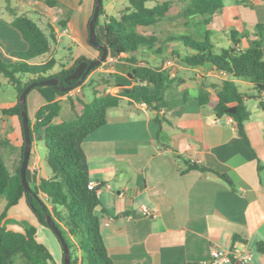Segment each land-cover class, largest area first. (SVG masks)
Listing matches in <instances>:
<instances>
[{"label": "crops", "instance_id": "obj_1", "mask_svg": "<svg viewBox=\"0 0 264 264\" xmlns=\"http://www.w3.org/2000/svg\"><path fill=\"white\" fill-rule=\"evenodd\" d=\"M5 1L0 0V6L1 3L5 6ZM8 1L11 4L15 2L16 10L18 6L29 8L39 15L41 24L46 25L43 31L48 33L49 25L54 32L55 42L51 44L50 52L33 63L55 59L56 44L63 36H69L74 44L80 46L84 58H98V52L88 44V23L93 14L94 0H84L85 7H81L78 14L77 11L73 13L65 29L57 26L59 19L51 16L47 7L43 6L51 0ZM58 1L71 10L82 4L76 0ZM163 2L170 3L171 0H147V3H152L149 7ZM223 6L203 29L210 31L211 41L216 43L217 48L229 46L232 31L239 34V49L247 48L251 41L258 39L257 25L262 27L264 34V0H223ZM113 7L104 9L107 15L112 16L109 11ZM10 21L6 14H0V58L5 63L16 61L13 53L27 50L26 42ZM174 37L169 33L162 41ZM162 47L161 56L152 57L150 62L163 70L168 66L161 64L165 54L185 53L181 44L175 41ZM77 54H80L79 50ZM76 55L72 56L67 48L64 60L69 59L73 63L78 57ZM110 61L123 62L108 53L106 63ZM170 62L175 65V70L195 71L200 82L205 81L199 93L209 95L206 106H200L197 100L199 93L190 96L184 92L186 100L172 112L161 111L162 119L158 124L154 120L155 112L145 104L128 105L123 101L107 110L105 125L84 139L81 145L87 158L89 181L95 184L100 202L94 213L100 220L107 255L113 264H209L210 248L216 247L224 251L236 249L248 252L251 264H264V112L260 110L258 100H248L246 111L249 117L244 121L240 135L238 124L227 116L215 117L211 109L221 83L230 79L229 76L207 65L182 68L176 57ZM62 66L65 69L71 67L65 62ZM53 72L56 71L53 69ZM118 77L110 83L116 86L107 88L98 85L92 93L82 94L83 91L76 89L68 94H59L52 89L58 94L55 101H60V105L68 103L65 118L73 120L80 106L76 105L72 110L69 97L88 103L94 92L115 94L119 91L117 86L129 88L119 83ZM232 81L240 94L255 95V92L247 93L253 89L249 81ZM0 83V89L9 86L4 80ZM131 83V86L135 84ZM238 84L244 86L247 92L241 91ZM136 89L152 93L149 86ZM15 104L16 97L7 107L0 108ZM41 106L39 104L35 111ZM58 118L54 120L55 124L64 121ZM9 119L13 125L15 147H18L21 144L20 124L15 117ZM38 142L31 145L26 170L30 187L37 185L40 179H44L43 176L51 175V171L59 177L61 175L58 166L48 165L47 157L42 163L36 150ZM44 150L48 154L45 146ZM191 164L208 171L191 169ZM221 175L226 176L229 182L221 179ZM141 206L147 207L153 217L142 216L139 211ZM10 218L34 226L37 242L52 251L50 264H60L61 248L53 235L38 224L30 210L29 213L23 211L22 216L11 215ZM19 227L13 230L22 232V227ZM17 264L23 263L19 260Z\"/></svg>", "mask_w": 264, "mask_h": 264}, {"label": "trees", "instance_id": "obj_2", "mask_svg": "<svg viewBox=\"0 0 264 264\" xmlns=\"http://www.w3.org/2000/svg\"><path fill=\"white\" fill-rule=\"evenodd\" d=\"M5 2L4 9L0 6V14H6L11 19V26L21 34L27 44V50L23 53H13V57L16 58L13 63H5L0 58V80H4L16 92V104L9 108H0V115L18 119L22 139L20 158L14 173H10L0 156V202L4 203L0 211V264H15L16 259H20L23 264L52 262L48 249L37 242L34 226L7 217V211L21 199H24L38 224L53 235L61 248L54 232L46 223V217H51L67 244L70 264H113L103 243L100 220L94 213L100 202L96 190L88 189L89 171L82 142L105 125L107 110L117 107L123 101L128 105L145 104L155 112L154 120L160 124L161 111L172 112L186 100V93L179 101L166 98L170 76L166 70L150 62L152 57L161 56L163 44L172 41L180 43L185 49L182 55L177 51L171 54L180 64L192 68L207 65L229 76L230 79L221 83L211 109L217 118L223 116L231 118L238 124V132L242 135V125L249 117V112L246 111L247 101L258 100V106L264 112V101L259 100L264 93L263 29L256 26L258 39L251 41L245 49H239L237 40L239 34L234 31L230 32L229 46L214 47L210 31L203 29L209 25L211 18L223 9V0H188L184 9L175 17L186 22L202 19L200 24L202 29L194 26L198 37L193 38L190 34H184L159 42L155 37L137 32V29L155 26L164 19L170 3L163 2L147 8L145 0H126L128 8L119 18L107 15L101 5L98 19L102 17L103 36L98 38L99 44L104 45L108 53L116 55L131 67V73L127 74L131 82L149 86L152 93H144L134 87L117 86L119 91L115 94L94 92V97L88 103L69 97L71 109L74 110L75 106L79 105L80 111L73 120L57 124L54 120L61 111L60 101L39 107L35 111L34 121L31 123L28 120L30 142L31 145L38 141L44 144L59 167L63 182L57 179V175H53L47 179H40L34 187H30L27 182L30 190L26 191L22 186L19 172L24 146L20 123L22 109L18 105L20 94L30 84L51 78L58 80V86L50 88L59 94H68L76 89L82 92L92 74L102 64L91 69L78 84L92 60L78 58L71 67L65 69V66H61L58 72H53L56 62L52 58L44 63H33L50 52V46L55 42L54 32L48 25L50 31L46 33L27 15H19L8 0ZM47 4L52 5L54 2ZM69 12L57 22L61 29L66 27L71 16ZM97 25L98 20L95 22V28ZM214 49L218 51L215 52ZM94 50L98 52V56L101 54L99 50ZM232 79L249 81L255 95L240 94ZM37 88L34 87L29 92ZM62 88L66 90L62 91ZM197 100L200 106H206L209 103V95L201 92ZM190 168L201 172L208 171L194 164H191ZM220 177L229 182L226 176ZM13 222L21 226L23 231L8 229L7 223ZM61 253L60 264H63L62 248Z\"/></svg>", "mask_w": 264, "mask_h": 264}, {"label": "rangeland", "instance_id": "obj_3", "mask_svg": "<svg viewBox=\"0 0 264 264\" xmlns=\"http://www.w3.org/2000/svg\"><path fill=\"white\" fill-rule=\"evenodd\" d=\"M29 1V0H26ZM52 1V0H51ZM77 2L81 1V6L74 8L75 10H71L67 7H65V5L63 3H60L58 0L53 1L54 4L49 5L47 3H44L43 6L47 7V11L49 13H51V16L53 15V17H55V19H62L66 14L65 13H69L71 14V16L73 15V13H76L75 11H77V14L79 12H81V7L84 8L85 7V1L84 0H76ZM188 0H171L170 2V8L168 9L167 15L164 19H162L161 21H159L155 26L152 27H147V28H138L137 32L141 33V34H145L148 36H152L155 37L158 41H162L164 40L165 36H167L169 33H171L172 36H181L184 34H187L190 36H192L193 38H197L198 33H196V29H194V26H201V21L202 19H195L191 22H186L183 19H176V14L180 11H182L184 9V7L187 5ZM152 5V3H147V0H145V6L147 8H151L149 7V5ZM12 7L14 8L15 6V2H12ZM102 5L104 9H107L110 6H114L113 9H110V14L113 17L119 18L123 12L126 11V9L128 8V3L126 2V0H102ZM4 5H2L1 3V8L4 9V7H2ZM25 11H28L25 12ZM17 13L20 14H25L28 15L29 18H31L34 22H36L38 24V26L41 29H45L43 26L46 25H42L41 22L39 21V15H36L34 13L31 12V10L29 8H25L23 6H18L17 8ZM61 13V14H60ZM60 15L58 18L57 16ZM70 16V18H71ZM69 18V19H70ZM57 23V22H56ZM187 24V25H185ZM163 26H167L168 29H164ZM184 26H188L185 27ZM191 29V30H190ZM200 29H202L200 27ZM77 31V29H76ZM95 34L98 38H101V35L103 34V26H102V17H99L98 19V25L95 28ZM212 44L214 45V47H218L216 45V43L213 41ZM161 47V46H160ZM67 48L70 49V51L72 52V56L76 55V51L79 50L80 54H77L76 56L77 59L81 58L83 55L81 54V49L80 46L77 44H74L69 36H63L60 41L56 44V54H55V68L54 71L57 72V70H59V68L62 66V64L65 65H72L73 63L69 60V59H65V56L67 54ZM215 52H217V49H214ZM52 53V51H51ZM67 57V56H66ZM84 57V56H83ZM174 57L171 56V54H165V57L161 58V64L166 63V65H168L166 67V71L168 72L169 76L170 74L173 72L174 76H170V84H169V89L167 91L166 97L167 99H172V100H180L182 98V95L184 92H186L188 95L190 96H194L197 93H199V91H201V84H205V81L200 82L199 80V76H197L195 74V71H191L189 72V70L187 69H182L181 71H177L175 70V65L168 63L170 59H173ZM180 63V62H179ZM179 66H181L182 68H189L188 66L179 64ZM60 65V66H59ZM101 68V69H100ZM99 71H96L95 73L92 74V76L90 77L89 81L86 84L85 89L83 90V94L84 92H88L90 91L92 93V91L95 90L96 86H104V87H110V86H116L115 85H110L111 81H114L115 78L117 76H119L117 78L118 82L123 84V85H128L129 88L131 86V82L130 80L127 78V74L131 73V67L127 64H125L124 62H113L110 61L109 63H106L105 65H102L100 67ZM192 68V67H191ZM141 84V85H140ZM98 86V87H99ZM135 88L136 87H142V88H146L147 86L145 84L142 83H135L133 85ZM131 86V87H133ZM238 88L241 91H245V87L242 86L241 84L237 85ZM247 92V91H245ZM255 91L252 89L250 90V92H247L249 94L254 93ZM57 93H55L50 87L44 86V87H38L37 89H33L31 92L28 93L27 98H26V103H25V107H26V113H27V118L28 120L32 123L34 121V111L36 109V107L39 104L45 105V104H49V103H53L55 102V99L57 97ZM77 95H80V93H77ZM16 97V94L14 92V90L12 89L11 86H5L4 89H0V106L2 107H7L9 105L10 102L14 101ZM61 112L59 114V118L58 120H64V121H68L65 118V111L68 110V103L65 104V102L61 103ZM61 119V120H60ZM13 125L10 122L9 117H4L2 115H0V156L2 158V160L4 161L5 165L7 166L8 170L10 171V173H14V170L16 168V166L18 165V161L20 158V151H21V146H22V139L21 136L19 138L20 142V146L15 147V140H14V135H13V131H12ZM21 135V134H20ZM34 148V147H33ZM36 150L38 152V154L41 156L42 158V163L44 164V162L46 161L45 157H47V163L49 166H57L54 159L51 157V155H48L46 153V151L44 150V146L43 143H37V147ZM33 152V150H32ZM50 160V162H49ZM53 169V168H52ZM51 175L47 176H43L44 179H47L55 174H53V172L51 171ZM58 180L62 183L63 182V177H62V173L59 176H57ZM20 201V200H19ZM24 199H21L20 203L18 204V206L16 207L13 206L9 209L10 214L8 215V218L11 220V215H17V216H22L23 215V211H26L29 213V208L27 207L26 203H24ZM4 203L0 202V211L2 208V205ZM8 212V213H9ZM13 221H17L15 219H12ZM7 227L11 230H17V228H20L19 225L16 222L13 223H7ZM48 232V231H47ZM50 234V233H49ZM49 253L51 255L52 251L49 250ZM20 259H16L15 264H17V262Z\"/></svg>", "mask_w": 264, "mask_h": 264}, {"label": "water", "instance_id": "obj_4", "mask_svg": "<svg viewBox=\"0 0 264 264\" xmlns=\"http://www.w3.org/2000/svg\"><path fill=\"white\" fill-rule=\"evenodd\" d=\"M101 5H102V0H94L92 18L88 23V44L92 48L99 50L101 54L98 56L97 59L92 60L89 63L88 67L86 68L84 72V75L82 76L78 84L82 82V80L86 77V75L90 72L91 69L103 64V62L107 59V56H108V50L106 49L104 45L99 44L98 38L95 34V22L98 20V15H99V10H100ZM58 83L59 82L56 78H51V79L43 80L40 82L32 83L29 86H27L19 96L18 105L22 109L20 123H21V129H22L23 141H24L23 156H22V162L20 165L19 172H20L22 186L24 187L26 191L30 190L27 184V180H26V170L28 166V160H29L30 148H31L29 128H28V118H27L26 107H25L26 97H27L28 92L34 87H44V86L56 87L58 86ZM61 90L65 91L66 89L62 88ZM248 108L249 106H247V109ZM46 223L48 227L54 232L56 238L58 239L61 245L62 252H63V264H70L69 250H68L67 244L65 243L60 231L54 225L50 216L46 217Z\"/></svg>", "mask_w": 264, "mask_h": 264}, {"label": "built area", "instance_id": "obj_5", "mask_svg": "<svg viewBox=\"0 0 264 264\" xmlns=\"http://www.w3.org/2000/svg\"><path fill=\"white\" fill-rule=\"evenodd\" d=\"M259 100L264 101V93L261 94ZM95 187V184L89 182L88 189L94 190ZM139 211L142 216L153 217V214L145 206H141ZM209 257V264H251L252 260L251 255L248 252H242L236 249L224 251L216 247L210 248Z\"/></svg>", "mask_w": 264, "mask_h": 264}]
</instances>
